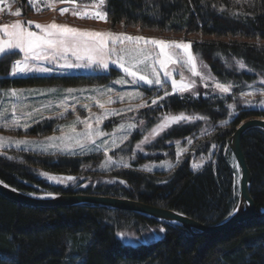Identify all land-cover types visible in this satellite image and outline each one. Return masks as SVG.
<instances>
[{"label": "trees", "instance_id": "obj_1", "mask_svg": "<svg viewBox=\"0 0 264 264\" xmlns=\"http://www.w3.org/2000/svg\"><path fill=\"white\" fill-rule=\"evenodd\" d=\"M13 2L14 8L38 13L36 5L27 9L26 0ZM105 11V27L112 31L192 42V51L217 79L234 87L211 98L183 93L160 101L144 114L147 121L158 116L159 123L166 113L181 112L209 120L182 121L165 129L146 149L149 154L137 156L127 168L88 172L84 170L88 156L9 149L0 153V182L34 197L45 193L113 196L183 213L204 225L225 221L239 202L240 170L228 147L229 138L240 121L264 117V110L245 106L246 101H260L262 95L254 89L264 88L259 83L264 78V0H107ZM73 22L94 23L88 18ZM19 58V53L0 58V89L108 80L103 74L11 77L12 63ZM237 60L244 62L243 69ZM241 92L253 94L242 97ZM231 104L235 109L228 107ZM233 111L236 114L230 117ZM52 123H37L28 134H47ZM0 130L23 133L1 126ZM188 138L193 143L173 169L145 172L137 168L144 161L174 157L175 141L186 143ZM212 144L218 146L212 150V160L198 171L191 170L190 161L208 156ZM240 146L251 173L249 193L255 213L230 229L191 234L176 222L138 212L88 203L35 207L0 194V254L4 256L0 264H264V130L247 129ZM39 170L77 179L53 185L38 177ZM161 227L164 232L159 231ZM117 233L129 236L122 239Z\"/></svg>", "mask_w": 264, "mask_h": 264}, {"label": "snow or ice", "instance_id": "obj_2", "mask_svg": "<svg viewBox=\"0 0 264 264\" xmlns=\"http://www.w3.org/2000/svg\"><path fill=\"white\" fill-rule=\"evenodd\" d=\"M55 2V0H49V3ZM59 2L75 3L76 0H59ZM30 4L40 3V0H29ZM106 0H94L95 11L88 12H73V15L79 18H96L107 22L106 11H101V6L105 5ZM37 11L39 9H36ZM68 8L60 9L61 15L68 12ZM18 10L13 15H20ZM35 26L38 31L32 30L31 25ZM148 46H153L152 50H149ZM158 50V51H157ZM19 53L20 58L14 60L10 70L11 77L26 76L29 74H51L53 72H59L64 74L65 72L72 70H86L91 73L105 72L109 69L110 64L118 67L124 74L122 77L114 81L115 84H132L139 85L141 82L148 86H157V88H165L168 81L171 82V92L164 91L163 96L156 95L151 100V105H157L160 101H163L166 97L174 95L176 93H184L192 91L193 95H198L195 92L196 81L185 80L183 73H181V79L178 81L174 78V73L168 70L169 64H177L181 67H188L193 76H199L201 83L204 87H209L208 81H214V88L218 89L221 93H227L234 85L223 84L215 81V77L211 75H205L202 72L197 71V56L192 51V42L175 41V40H163L157 38H146L143 36H133L124 32L109 31H95V30H81L67 25L57 24L55 22L47 25H42L38 22L28 21L25 25L21 21H16L12 24L0 25V58L6 55H15ZM236 64L243 69L245 64L242 60H237ZM156 65H159V70L163 72V78H161L159 71L156 70ZM207 67V65H204ZM151 68V74L149 75L143 69ZM7 78V77H6ZM259 83L264 85V78ZM250 89H253V85H248ZM63 91L65 95L58 100H48L41 105L40 108H35L32 111H23L28 108L29 105L24 104L26 99V93H39L56 94ZM114 90L111 87L106 89L94 88V89H15L10 88L8 90H0V105L4 104V97L9 98L11 103V116L9 118L8 109L6 107H0V122H4L5 128H14L20 126L21 116L17 114V109H21L23 116L27 118L33 117L37 112L44 109H50L54 105L58 108L64 109L60 112L56 118H64L66 111L69 107L75 110L76 103H79L80 95L85 92L98 93L99 96H104L107 93H112ZM261 95H264V88L254 89ZM79 93L80 95H75ZM253 92H241V96L252 95ZM116 96L120 100L125 97L129 99L142 98L143 93L140 91L132 92H117ZM207 95V93H206ZM89 100H95L96 104L100 108H104L105 104L114 103L111 95L104 102H101L97 96L89 95L85 97ZM69 100L75 103L69 105ZM264 104V101H261ZM246 107H255L251 101L245 102ZM85 108H90L85 104ZM135 109L144 107H150L145 103H140L133 106ZM230 109H235V104L228 105ZM133 108L128 109H106L101 115L91 113L87 118H81L76 116L68 125H59L58 130L61 132L59 136L46 137L43 141L35 140H9L5 137H0V148L11 147L16 145L19 148L24 146L23 151H39L50 154H62V155H86L91 152H100L103 150L105 160L101 162L100 167L102 169H108L110 166L116 167H129L128 159L120 157V159H114L109 155V151L119 149L125 141L129 140V136L132 134V130L137 128V124L134 122L121 123L113 129L111 133H107L102 130L100 125L105 119L110 116L119 115L126 111H132ZM233 111L230 113V117L235 115ZM135 119V118H130ZM196 120H204L208 122L209 117L200 115H186L184 112L178 115L167 113L163 115L160 122L157 123L147 135L143 137L135 148L132 150V157L134 159L137 152L144 153L147 156L149 153L145 151L144 145L151 144L153 140L160 135L165 129L170 128L172 125L179 124L180 122H191ZM38 123L39 121H33ZM140 125H144L145 121L140 120ZM228 121H222L221 124H227ZM77 125H83L82 129H78ZM30 125L24 123L23 127L27 129ZM243 126V125H242ZM202 134H207V129L201 130ZM108 137V139L101 138ZM180 141H176V163H180L181 156L188 152V148H181ZM193 143L192 138H188V144ZM216 144L211 145L208 156H201L199 163L193 162L191 167L193 170H198L205 164L206 161L212 160V150L217 149ZM167 155V154H165ZM9 159H12L9 157ZM175 165L169 161H162L160 165H144L143 170L152 171L153 167H164L172 169ZM237 167H239L237 165ZM49 181L56 184H67L69 181L74 182L77 178L73 176H58L48 173H41ZM112 182V181H108ZM124 183V181H120ZM166 182V181H165ZM2 183V182H0ZM86 187L87 185H81ZM7 187V185H5ZM16 191V189H12ZM30 195H33L30 193ZM56 198L53 193H45L39 197ZM250 201L244 204L247 207ZM241 210V205L234 207L229 213L227 218L235 216ZM177 215H183V213H177ZM173 223H175L173 221ZM160 232H164L165 228L161 227ZM122 239L129 236L128 233H117ZM4 260L3 254H0V261Z\"/></svg>", "mask_w": 264, "mask_h": 264}, {"label": "rangeland", "instance_id": "obj_3", "mask_svg": "<svg viewBox=\"0 0 264 264\" xmlns=\"http://www.w3.org/2000/svg\"><path fill=\"white\" fill-rule=\"evenodd\" d=\"M47 2L49 3V0H47ZM78 3L84 7L91 5L89 3H87V4L86 3H80L79 1H78ZM49 4L55 5V6L57 4L59 5V0L57 2H51ZM93 4H94V0H93ZM65 8H68L69 11L64 13L63 15H61V13H60V9H62V8H59L57 11H55L52 14H42V13L34 14L31 12H24L21 8H14L13 0H8L6 7L4 9H0V25L12 24L16 21H21L25 25H27L28 21H33V22H38L42 25H47L49 23L55 22L57 24L67 25V26L74 27V28L81 29V30H95V31H109L110 30V29L105 27L104 21L96 19V18H88L89 20L94 21V23L71 24L72 20H75V19L79 20L80 19L78 16L73 15L72 14L73 12H87V11L83 7L82 8L65 7ZM18 10L21 12V14L20 15H13V13L17 12ZM100 10L105 11V5L101 6ZM37 12H39V11H37ZM30 27L32 28V30L38 31V29H35L34 24L31 25ZM113 32H116V33L124 32V33H127L129 35L143 36L146 38H157V39H163V40H175V41L189 42L188 40H184L181 38H166V37L147 36V35L137 34L133 31H126V32L125 31H113ZM148 47H149V50H152L153 46H148ZM194 55H196V54L194 53ZM196 63H197V71L198 72H202L205 75H211V76L215 77V81L222 83L212 73V71L209 69L208 66L204 67V65H206V64L198 56H197ZM155 67H156V70L159 71L161 78H163V72L159 70V65H156ZM143 70L146 73H148L149 75L151 74V71H152L151 68H144ZM168 70L172 71L174 73V78L177 79L178 81L181 79V73H183L185 80H195L196 81L195 92L198 95H193L192 91H188V92H184V93H189L194 97L202 96L205 98H211L214 95H220L221 94V92L218 89L214 88V86H213L214 81H208L209 87L205 88L204 84L201 83V81H200V77L199 76H193L191 71L189 70V68L186 66L181 67L180 65H177V64H169ZM85 74L107 75L108 80L106 82L100 83V84H81V85H54V84L49 85V84H45V85L26 86V87H20V88H15V89L28 90V89L57 88V89L63 90V89H67V88H75V89L100 88V89H106L108 87H111L114 91L112 93H107L102 97L99 96L98 93H94V92H85L83 95L76 93L75 95H80L79 103H76L75 110H73L71 107H69L66 111L64 118H56L60 112L64 111V109L58 108L55 105L50 109H44L43 111L37 112L31 118L24 117L23 112L21 111V109L18 108L17 114L21 116L20 126L14 127V128H12V127L5 128L3 126L4 122H0V126L7 129V130H16V131L19 130V131H22L23 133L22 134H15V133H10V132L0 130V137H5V138H8L9 140H13V141L14 140H21V139L43 141L46 137H50V136H54V135L55 136L61 135V132L58 130V126L70 124L73 120H75L77 115H79L83 119V118L89 117L90 112L95 113L96 115H101L106 109L120 110V109L133 108L132 111H126V112L120 113L119 115L108 117L100 125V127L102 128L103 131H105L107 133H111L113 131V129L116 128L121 123L134 122L137 124V128L132 130V134L129 136L128 141H125L124 144L121 145V147L119 149L109 151V155L113 156L114 159H120V157H124L125 159H128L129 164H132V162H134L137 159V156L144 155V153H142V152H137L134 159H129L130 157H132V150L135 148L136 143H138L141 139H143V137L145 135H147L148 132L158 122V116H156L155 118H152V120H150V121L149 120L147 121L145 119L144 114L149 112L152 108H154L156 106V105H151V100L153 98H155L157 94L163 96L164 91L171 92L170 80L168 81L165 88H159V89L155 85L148 86V85L143 84L142 82L139 85L115 84L114 81H116L117 79L122 77L124 74L122 73V71L118 67H116L115 65H111V64L109 66V69L105 72L91 73V72L86 71V70H72V71L65 72L64 74H61L59 72H53L51 74H43V75L29 74V75L22 76V77H29V76L65 77V76H76V75H85ZM10 88H2L0 90H8ZM132 91L142 92L143 93L142 98L129 99L128 97H125L123 100H120L119 97L115 95V93H117V92H132ZM158 91H160V93ZM206 93H207V95H206ZM177 94H183V93H176L174 95H177ZM25 95H26V99L23 101V103L29 105L28 108L23 109V111L26 112V111H32L35 108H40L41 105L48 100H58V99L62 98L65 95V93H63V91H61V92L56 93V94L40 95L39 93H32V94L26 93ZM89 95L97 96L101 102L106 101L108 99V96L111 95L113 100H114V103L105 104V107L102 109V108L97 106L95 100H89V99L85 98ZM3 100H4V104L0 105V107H6L8 109V114H9V118H10L11 111H12L10 100L7 97H4ZM261 101H264V95H262V98L260 101H252V103L255 104L256 106L250 107V108L264 110V104H261ZM142 102L147 104V105H150V107H144V108H140V109H135L133 107L134 105L140 104ZM73 103H75V102L72 100H69V105H71ZM85 104L89 105L90 108H85L84 107ZM130 118H135V119L133 120ZM248 119H244V120L240 121V123L245 122ZM45 120H51L53 122L51 125L50 132H48L47 134H44V135H40V136L28 134V132L32 128H34L37 124V123H34L33 121H39L38 123H41ZM140 120H144L145 124L140 125V123H139ZM24 123H28L30 126L27 129H25L23 127ZM148 126H150L151 128H149ZM77 128L82 129L83 125H77ZM103 139H108V137H103V138H101V141H98V142H102ZM149 145L150 144L144 145L145 151ZM180 147L189 149L190 145L188 144V141L186 143L181 142ZM23 148H24L23 145H21L19 148H17V146L13 144V145H11V147L0 148V153L5 154V152L9 149H23ZM176 151H177V145H176V141H175V143H174V157L159 159L156 161L155 160L154 161H144L137 168H139L140 170H143L142 166H144V165H148V164L160 165L162 161H169L170 163L175 165L174 167H176L178 165L176 163V160H177ZM34 152H39V151H34ZM45 154H50V153H45ZM56 154H59V153H56ZM50 155H52V154H50ZM77 156H81V157L88 156V157H90V161L85 165V168H84L85 171L104 173V172H107L109 169V168L108 169H102L100 167L101 162H103L105 160L103 150H101L100 152H91V153H88L86 155H77ZM182 157H183V155L181 156L180 161L182 160ZM199 161H200V159L191 160L189 163L190 169L193 170L191 167V164L193 162L199 163ZM113 166H115V165L110 166V168ZM168 170L169 169L164 168V167H153L152 171H146V170H143V171H145V172H160V171H168ZM198 170H193V171H198ZM41 173H48V172L41 171V170H39L37 172L38 177L42 178L45 182H47L49 184H53V185H65V184L53 183V182L49 181L45 176L41 175ZM48 174L55 175L52 173H48ZM58 176H61V175H58ZM98 176L101 179H107V178H105V176H101V175H98ZM88 177H89V175L84 176L83 178H88Z\"/></svg>", "mask_w": 264, "mask_h": 264}, {"label": "water", "instance_id": "obj_4", "mask_svg": "<svg viewBox=\"0 0 264 264\" xmlns=\"http://www.w3.org/2000/svg\"><path fill=\"white\" fill-rule=\"evenodd\" d=\"M243 125V126H242ZM261 128L264 130V117H251L245 122L239 123L228 141V147L239 166V202L241 210L233 217L216 225H204L190 217L177 215L176 212L144 204L142 202L103 195L88 194H60L56 198L40 199L27 195L19 191H13L10 187H5L0 183V194L6 198L14 200L20 204L35 207H54V206H71L79 203L96 204L107 207H113L120 210L138 212L150 215L157 219L176 222L191 234H213L230 229L237 223L250 219L255 213V203L249 193V184L251 182V173L247 166L246 159L240 146L241 135L250 128ZM250 201L247 207L243 205Z\"/></svg>", "mask_w": 264, "mask_h": 264}, {"label": "built area", "instance_id": "obj_5", "mask_svg": "<svg viewBox=\"0 0 264 264\" xmlns=\"http://www.w3.org/2000/svg\"><path fill=\"white\" fill-rule=\"evenodd\" d=\"M7 2H8V0H0V9H4L6 7ZM25 3H26L25 5L27 6V9L29 11H30V9H33L36 5L37 9H39L38 10L39 13H42V14H52L55 11H57L59 8H65V7H73V8H82L83 7L85 9H87L88 13L95 11L93 0H88V3L91 5H88L85 7L80 5L77 0L74 4L70 3V2H59V5L57 4L58 6L57 5L56 6L51 5V4L47 3L45 0H40V3H37L35 5L30 4L29 0H26Z\"/></svg>", "mask_w": 264, "mask_h": 264}, {"label": "crops", "instance_id": "obj_6", "mask_svg": "<svg viewBox=\"0 0 264 264\" xmlns=\"http://www.w3.org/2000/svg\"><path fill=\"white\" fill-rule=\"evenodd\" d=\"M71 10H72V9H71ZM34 14H39V13H34ZM72 22H73V20H72ZM72 22H71V24H77V23H75V22H73V23H72Z\"/></svg>", "mask_w": 264, "mask_h": 264}]
</instances>
